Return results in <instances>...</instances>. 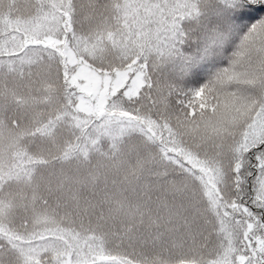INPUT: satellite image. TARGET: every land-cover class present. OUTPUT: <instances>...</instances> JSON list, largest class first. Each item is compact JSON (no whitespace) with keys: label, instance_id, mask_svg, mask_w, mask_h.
<instances>
[{"label":"snow or ice","instance_id":"snow-or-ice-1","mask_svg":"<svg viewBox=\"0 0 264 264\" xmlns=\"http://www.w3.org/2000/svg\"><path fill=\"white\" fill-rule=\"evenodd\" d=\"M0 264H264V0H0Z\"/></svg>","mask_w":264,"mask_h":264}]
</instances>
